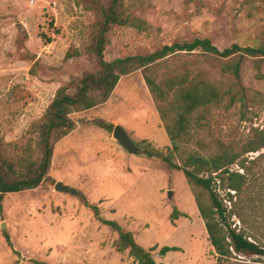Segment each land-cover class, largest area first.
I'll return each mask as SVG.
<instances>
[{
    "label": "rangeland",
    "instance_id": "374dc122",
    "mask_svg": "<svg viewBox=\"0 0 264 264\" xmlns=\"http://www.w3.org/2000/svg\"><path fill=\"white\" fill-rule=\"evenodd\" d=\"M99 1L107 5L110 0ZM127 3L132 24L114 26L110 31L108 60L151 53L196 37L210 38L221 50L233 43L257 46L264 42V0ZM95 21L92 0H0L2 138H22L44 114L60 86L99 70L97 59L87 52ZM71 48L81 54L67 57ZM183 59L192 63L195 76L224 81L225 87L235 82L230 75L222 77L218 58L196 51ZM155 68L164 71L168 65ZM242 75L252 98L246 105L239 102L229 107L228 98L212 105L208 124H190L192 136L182 147L184 155L193 150L212 153L215 138L240 142L253 127H264V58H247ZM173 114L169 112L166 120L162 117L142 69L122 76L106 102L73 114L77 127L56 142L46 180L37 188L7 193L0 205V264H139L129 250L118 249L119 233L84 205L80 193L100 207L103 218L131 230L145 248L155 247L152 253L157 264H216L194 185L182 170L145 154L144 143L167 153L173 150L166 128ZM97 118L122 125L141 152L130 153L113 137V131L92 123ZM263 152L244 156L255 175V181L248 182L254 190L249 197L255 200L246 215L251 224H264V158L255 160ZM176 158L181 161L178 155ZM231 169L245 172L238 163ZM59 181L74 192L56 190ZM217 183L225 197L229 190L220 189ZM225 203L229 211L234 206L228 198ZM176 209L181 214L173 218ZM230 220L241 227L236 215ZM165 245L181 250L162 255Z\"/></svg>",
    "mask_w": 264,
    "mask_h": 264
},
{
    "label": "trees",
    "instance_id": "16d2710c",
    "mask_svg": "<svg viewBox=\"0 0 264 264\" xmlns=\"http://www.w3.org/2000/svg\"><path fill=\"white\" fill-rule=\"evenodd\" d=\"M92 8L96 11V21L87 52L97 59L99 70L72 78L69 83L60 86L44 114L31 124L22 138L6 141L0 136V205L7 193L34 189L46 180L56 142L77 127L73 114L106 102L122 76L142 69L162 117L166 120L169 112L174 113L172 120L166 124L173 150L167 153L151 143H144L145 154L162 160L171 169L182 170L188 182L194 185L216 264H264V224H251L246 218L255 204V200L249 197L254 190L248 184L255 175L244 157L249 152L264 150V127H253L251 134L240 142L233 138H215L212 153L205 154L199 150L187 155L182 153V147L190 142L192 136L190 124H208L212 105H220L227 98L229 107L239 102L246 105L252 98L243 84L242 69L247 58H264V42L257 46L233 43L221 50L210 38L196 37L191 41L164 45L151 53L108 60L106 51L111 43L110 31L114 26L132 24L129 6L127 0H110L107 5L92 0ZM22 32L27 39L26 31ZM18 42L23 44L21 37ZM196 51L222 60L221 75L223 78L232 76L234 84L225 87L224 81L201 74L193 75L192 63L183 57ZM80 54L76 48H71L67 57ZM172 59L175 61L171 62ZM165 65L168 68L164 71L155 68ZM92 123L114 131V124L103 118L94 119ZM263 158L264 152L255 160ZM237 163L245 170L244 173L231 169ZM217 182L220 189L229 190L228 197H222ZM80 196L84 205L91 208L99 220L119 233L116 244L120 251L129 250L130 256L139 264H157L152 253L155 247L145 248L131 230H126L116 220L103 218L97 204L90 202L83 193ZM227 198L234 204L230 211L225 203ZM180 214L176 209L173 218H178ZM233 215L240 219L241 227L231 222ZM5 236L11 245L9 234ZM177 250H181L180 247L165 245L160 254ZM244 256L257 257L246 259Z\"/></svg>",
    "mask_w": 264,
    "mask_h": 264
},
{
    "label": "water",
    "instance_id": "95a60500",
    "mask_svg": "<svg viewBox=\"0 0 264 264\" xmlns=\"http://www.w3.org/2000/svg\"><path fill=\"white\" fill-rule=\"evenodd\" d=\"M113 137L130 153L137 154L141 152V146L134 141V139L130 136V134L122 125H116L114 127ZM55 189L61 192H74L73 187L67 186L61 181L56 183ZM169 194H172V191H169ZM2 226L5 227L6 223H2Z\"/></svg>",
    "mask_w": 264,
    "mask_h": 264
}]
</instances>
